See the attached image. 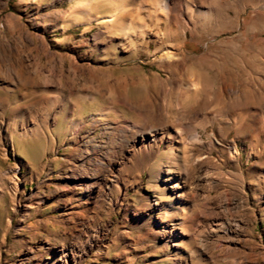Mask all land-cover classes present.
<instances>
[{"label": "rangeland", "instance_id": "rangeland-1", "mask_svg": "<svg viewBox=\"0 0 264 264\" xmlns=\"http://www.w3.org/2000/svg\"><path fill=\"white\" fill-rule=\"evenodd\" d=\"M154 1L110 25L106 0H0V264H264V0H174L193 24ZM132 125L199 135L180 212L166 142L106 187L76 163Z\"/></svg>", "mask_w": 264, "mask_h": 264}, {"label": "bare ground", "instance_id": "bare-ground-1", "mask_svg": "<svg viewBox=\"0 0 264 264\" xmlns=\"http://www.w3.org/2000/svg\"><path fill=\"white\" fill-rule=\"evenodd\" d=\"M119 1L120 0H106L107 5L109 6V8L112 9V14L109 17H104L105 18L104 23L114 25L119 19L121 20L126 19L125 18L126 15L123 12L124 11L123 7L119 5ZM234 1L235 2L237 1L239 4L243 5L245 3L250 2L251 0H234ZM87 6L88 5L86 4L84 5L83 7L84 10L85 7ZM216 7L218 8L217 5ZM149 8L151 10L152 15L156 14L157 12L160 13L162 12L164 13L166 19L177 20L182 24L183 23L193 24L194 21L198 19L196 18L197 16L196 17L194 16V12L192 10H187V12H185L183 8L180 6V4L176 3L174 0H156L153 3L149 4ZM215 12L217 14L216 16H218L219 10H215ZM224 18L226 19L225 16ZM198 21L200 20L198 19ZM217 21H219V19ZM144 33H145L144 31H141L138 32V35L144 36ZM180 65H182V63H178V67ZM96 114L97 112H95V115ZM243 121L244 120L241 119V122ZM205 125L206 124L203 123L200 126L204 128ZM154 128L155 129H153V133L150 136V138H148L143 133L142 129L137 125H132V129L130 128L131 130L123 128L124 130L121 131L122 135H121L119 148L117 150L111 149L108 152H106L104 161H96L94 159L91 161L84 160L76 163L78 164V166L80 165V168L83 169H87L88 167H94L93 169H91V173H88V175L86 173V175L89 176V179L91 181L90 187L92 189L96 188L97 186L96 178H98L102 174L105 175L104 178H105V187H106L109 184H111L112 179L114 178L113 173L116 169V166L121 164V162L127 157V155L131 154V159H133L134 163H140L141 161L142 162L148 161V159L152 158L155 155L157 146L160 145V143L162 142H166L169 144L168 151L167 153H161L160 162L163 161V158L168 159L167 163H169L168 165H170V171H169L170 175L160 176L159 178L160 189L158 191L162 192V197L168 195L173 199V200L170 199V201L165 202V206L168 209V212L169 211L180 212L181 211L180 207L182 205L179 201H174L175 197H178L181 200V202L184 201L190 203V201H188L187 198L188 190L191 189V187L189 186L193 185L196 182L201 183L202 181H204L203 177L205 174L203 175V177L201 174L205 170V166L207 162L204 160V158H197L196 156V153L198 152L197 150L199 147L200 138L199 135H196L191 140V143H186V141L182 136V132L179 130H175L166 125L155 126ZM175 144L176 146H174ZM93 153H96V151L94 150ZM178 169L180 171H178Z\"/></svg>", "mask_w": 264, "mask_h": 264}]
</instances>
